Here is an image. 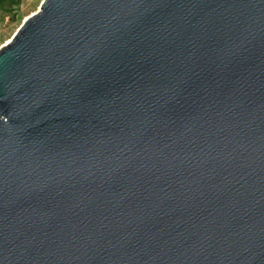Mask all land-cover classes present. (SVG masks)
Masks as SVG:
<instances>
[{"label": "water", "instance_id": "obj_1", "mask_svg": "<svg viewBox=\"0 0 264 264\" xmlns=\"http://www.w3.org/2000/svg\"><path fill=\"white\" fill-rule=\"evenodd\" d=\"M0 264H264V0H44L0 49Z\"/></svg>", "mask_w": 264, "mask_h": 264}, {"label": "rangeland", "instance_id": "obj_2", "mask_svg": "<svg viewBox=\"0 0 264 264\" xmlns=\"http://www.w3.org/2000/svg\"><path fill=\"white\" fill-rule=\"evenodd\" d=\"M44 0H22L12 10L0 8V49L16 34L23 22L35 14Z\"/></svg>", "mask_w": 264, "mask_h": 264}, {"label": "trees", "instance_id": "obj_3", "mask_svg": "<svg viewBox=\"0 0 264 264\" xmlns=\"http://www.w3.org/2000/svg\"><path fill=\"white\" fill-rule=\"evenodd\" d=\"M22 0H0V8L4 10H12L17 7Z\"/></svg>", "mask_w": 264, "mask_h": 264}]
</instances>
